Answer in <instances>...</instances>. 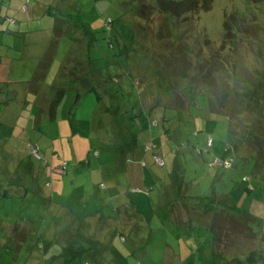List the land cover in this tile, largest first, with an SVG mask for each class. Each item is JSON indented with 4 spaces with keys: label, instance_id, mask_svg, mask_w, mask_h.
Instances as JSON below:
<instances>
[{
    "label": "rangeland",
    "instance_id": "1",
    "mask_svg": "<svg viewBox=\"0 0 264 264\" xmlns=\"http://www.w3.org/2000/svg\"><path fill=\"white\" fill-rule=\"evenodd\" d=\"M0 1L1 24L4 29L10 26L11 18L18 21V26L23 24L27 20V13L23 9H31L33 6L34 29L52 27L53 30L49 34L52 41L55 25L62 28V34L57 35L61 37L60 42L58 41L53 47L50 44L47 51L48 54L51 53L50 55L56 51L57 55L53 57L59 62L62 61L64 66L59 75L53 70H49L51 73L46 71L38 73V77L47 73L46 78L42 80L43 89L40 93L42 98L45 94L44 88L46 90L54 83L60 84L59 87L65 89L61 102L55 108L57 121L34 127L33 141L40 138L39 140L44 144V151L35 144L38 147V155L29 149L27 153L29 157L23 156L24 160L28 159L39 170L40 185L47 183L48 187L43 189L46 197L51 194L58 203L66 202L73 207L77 206L82 217L88 216L89 213L93 215L100 209L99 201L95 199L93 204L87 205L88 200H86V205H83L84 192L89 188L94 191L96 186L97 194L99 193L101 197L105 196L111 181L107 178L103 181L99 180L95 185L92 182L91 185H86L87 189L84 190L81 184H84L83 178L88 180L89 174L84 175L82 167L104 165L103 153H110L114 148L109 139L103 140L107 136L110 137L107 128L113 125L103 128L100 123L102 119L104 124L107 121L106 117L103 118V109L110 107L107 106L109 102H115L111 97L113 95L121 105V109L115 108V111L121 114L127 113V116L135 109L137 113L143 108L145 111L155 107L165 110L169 121L161 122V125L165 126L163 134L167 139L164 145L173 155L175 151L183 150L181 140H189V145L198 143L204 153L208 151L217 158L223 157L228 148L234 146L233 151L238 155L233 160L235 169L225 173L227 175L225 178L231 177L232 183L228 180H224V183L210 181L212 180V177L208 178L210 169L208 170L205 165H197L189 157L186 158L189 170L182 169V172L181 169H175V175L179 178L183 174L189 177L190 171H193L195 179L200 181L199 187L195 186L197 188L195 194L201 193L200 196L210 194L211 198L214 194L217 196L227 194L232 197L231 200L239 211L252 213L257 219V223L244 216L235 219L226 211L228 218L220 220L221 227L217 225L223 228L217 236H224H221L223 242L219 239L218 241L222 242L223 245L219 249L224 255L226 254V257L238 255L245 259L246 255L252 252L255 256L260 245V249L264 250V242L262 244L260 242V239L264 241V2L212 0V9L205 12L202 9L205 0H199L200 4L198 0H183L186 2L185 7L194 8L192 7L193 9L184 15L177 16L170 11L169 4L181 0ZM49 6L53 10L52 16L39 12L40 9L49 11ZM229 16L235 19L232 31L225 28ZM6 18L9 19L4 23ZM82 24L89 27V33L95 39L91 49L92 61L87 51L91 40L83 32ZM14 29L15 26H10V30ZM10 30L5 31L10 32ZM21 33H24V30ZM134 35L136 39L129 50L131 68V78H129V75H124L127 71L128 53L119 43L124 42L125 46L129 47ZM11 38V33L0 32V42L4 48L10 46L8 42ZM16 40L22 42L24 38L19 35L16 36ZM18 41L12 46L11 53L15 55L14 59L18 60L14 63H19L20 66L13 68L15 79L12 81L19 80L17 75L21 72L29 74L30 64L33 61L28 58V51L25 55L22 54L23 43L19 44ZM4 61L6 64L12 63L11 56H6ZM51 65L50 62L49 68ZM22 66L27 67L28 71H21ZM184 68L187 74L182 75ZM112 71L118 75L115 80L103 75ZM26 80L32 85L8 84L1 97L13 87L16 91L15 96L6 94L3 99L14 97L13 102H16L14 105L18 107L17 115L22 111L24 114L30 112L34 107L33 117L44 116L37 113L40 108L37 106L32 75L29 74ZM109 81H112L109 90L104 92ZM35 90L38 91L39 88L36 87ZM21 92L28 94V105L20 100ZM78 94L80 99L75 103ZM139 96L143 97L144 103ZM211 104L219 108V112L211 109ZM29 105L31 108H26ZM136 106L137 108H134ZM24 114L22 117H25ZM153 116L157 117L158 114ZM184 119L190 120V123L183 124ZM113 121L115 120L111 119V122ZM138 122L139 120L136 119L131 120L128 127L132 128L133 124ZM59 128L62 133L59 132ZM117 133L121 134L119 131ZM208 139H212V145H208ZM160 147L162 149L161 145ZM95 150L101 151L102 158L99 161H104L100 164L96 162L98 159L96 160ZM187 152L190 153V149ZM256 160L260 165L257 168ZM157 166L158 169L161 168ZM173 169L174 166L172 171ZM148 173L158 176L167 175L168 171L161 168L159 173L156 170ZM58 182L60 189L56 187ZM99 182L104 183L106 191L99 189ZM135 185L130 181L127 187ZM142 193L145 194V191L143 190ZM129 197L133 201L134 193H129ZM147 199L150 205L141 207V211L149 234L139 236L140 252L135 254L131 251L134 248L132 246L129 253L123 251L120 254L127 255V259L118 258L116 261L118 264H240L239 261L245 264L240 258L238 261L222 256L214 245L216 244L214 234L207 236V229H204L206 232L204 233L200 228L196 229L195 225L190 229L184 228L163 216L157 217L160 213L157 211L153 195L151 194ZM38 201L40 199H36V202ZM16 204L19 207L17 201ZM84 208L86 210H83ZM203 210L200 209V213H195L194 218L209 224L212 221L206 214L208 209ZM38 212L35 211L36 216ZM45 212V215L40 214L45 225L59 229L54 226L56 223L54 224L50 218V212L48 210ZM249 223L255 224L253 230L257 236L248 229ZM84 230H88V225L82 227L83 232ZM227 232L230 233L227 235ZM109 239L103 234H96L94 236L96 249L102 251L105 241ZM34 245L36 246L35 243ZM165 250L167 252H164ZM205 252L209 253L206 258ZM101 256L102 253L93 254L94 262L100 264ZM40 259L42 260L41 256ZM260 260L256 264H264V260ZM88 263L93 264L92 260ZM111 264L116 263L111 261Z\"/></svg>",
    "mask_w": 264,
    "mask_h": 264
},
{
    "label": "crops",
    "instance_id": "2",
    "mask_svg": "<svg viewBox=\"0 0 264 264\" xmlns=\"http://www.w3.org/2000/svg\"><path fill=\"white\" fill-rule=\"evenodd\" d=\"M1 8L2 6L0 5V12ZM23 10L27 13V20L23 24L18 26V21L14 18L10 19L9 25L15 26L16 29L14 30H10V26L4 29L0 16V32L11 33L12 35L10 42H8L10 46L4 48L0 42V88L5 83H29L26 77L29 74L32 75V79L35 77L50 47L51 36L49 34L53 30L52 27H46L42 30L34 29L32 27L35 16L34 6L31 9L24 8ZM39 12L44 14L41 9ZM8 19L6 18L4 23ZM5 30H10V32ZM22 30H24V33H21ZM19 35L24 38L22 42L16 40V36ZM15 41H18L19 44L23 43L22 54L25 55L28 51V58L33 61L30 64L31 72L29 74L17 73L19 80L12 81L15 79L13 68L20 66L19 63H14L18 60L14 59L13 56L15 55L11 53ZM9 55L12 63L6 64L4 60ZM56 55L55 51V57ZM55 57H53L52 65L47 72L51 73L49 70H53L56 71V75H59L64 63L57 61ZM21 71H28V69L22 66ZM111 82L109 81V85L104 92L107 89L109 90ZM42 86L43 83L40 81L37 85L39 90L34 89L40 114L44 115L40 117L32 116V114L34 115V109H32L34 107L31 108L30 105L26 107L31 108L30 112L24 114L22 111L21 114L18 113L17 115L18 107L14 105L16 102H5L7 99H3V97L6 94L2 97L0 94V264H87L90 260H92L93 264H98L96 261L94 262L95 258L92 257L96 252L97 254L102 253L100 264H111V261H115L118 264L116 262L118 258L127 259V255L122 254L121 256L120 254L123 251V253H129L128 251L131 250L132 246L134 248L131 251L135 254L140 252L138 238L140 235L149 234V230H147V226L144 223L141 207L144 208L146 205L149 207L148 204L150 205V203H148L147 198L151 194L154 197V201H156L157 211L160 213L157 214V217L161 218L163 216L173 221L175 215L179 217L178 226L190 229L195 225L196 229L200 228L204 233L207 232V236L213 235L209 229V224L200 219H195L194 215L195 213H200V209H204L203 211L210 209V201L214 202L212 206L216 208V212L222 213L224 216H228L226 211L233 218L243 215V212L239 211L232 202V197L227 194L222 196L214 194L212 198L209 196L210 194L207 196H200L201 193L195 194L200 181L195 179L193 171H190L191 175H188L189 177L183 174L179 178L175 175V169H181V171L182 169L189 170V163L186 159L189 157L197 165H205L208 170L210 169V174L208 172L210 175L208 178L212 177L210 181L224 183V180H228L229 183H232V178L228 177L226 179L225 176L227 175L225 173H230L231 170L235 169L233 168L234 164L230 169H225L222 165L223 162L232 159L231 156L233 155H230L232 153L230 147L221 158H217L213 154L210 155L208 151L205 153L209 155L204 153L205 155L203 154L202 158L199 156V152L203 151L198 143L189 145V140H181V148L183 150H177L175 155H173L169 149H165L164 142L167 140L163 134L165 126L164 124L161 125V122L169 121L166 116L167 112L155 107L150 110L151 112L149 110L145 111L143 108L140 113H137L135 109L129 116H127V113H117L115 108L121 109V105L113 95L111 97L115 102H109L107 106L110 107L103 109V118L106 117L107 121L104 124L102 119L100 123L103 128L104 126H110V124L113 125L107 128L110 137L107 136L103 140L109 139L115 149L113 148L110 153H103L105 158L104 165H86L88 168L82 167L83 174H89L88 180L83 178L82 182L84 184H81L84 186V190L87 189L85 186L91 185L92 182L95 185L99 180L103 181L107 178L111 181L107 191L103 182L98 183L100 190L105 189V196L101 197L99 193L97 194L96 186H94L96 188L94 191L89 188L84 192L83 205H86V200H88L87 205L93 204L95 199L99 201L100 209L93 215L89 213L88 216L82 217L77 206L73 207V205H69L66 202L58 203L51 194L46 197L43 189L48 187L47 183L41 186L38 180L39 170L28 159H23L24 155L27 158L28 150H32L31 148L36 146L35 144L43 150L44 144L41 143L40 138L33 141L34 133L32 130H34V127L43 123H55L57 121L56 112L54 119L49 117L51 115L50 101L46 97L47 92L52 90L53 85L48 86L46 90L44 88L43 93L45 94L43 98L40 94L42 93ZM28 98L27 93L21 92L20 100L27 105L29 104ZM134 108H137V106ZM23 114L25 117H22ZM154 114H158V116L155 117L153 116ZM111 119L115 121L111 122ZM135 119L139 120L138 124L134 123L132 128L128 127L131 124V120ZM142 119L143 121L146 120L144 124H142ZM115 122H117L116 125ZM182 122L183 124L190 123V120L184 119ZM58 130L62 133L61 128ZM118 131L121 134H118ZM197 136L199 135L197 134ZM23 140L25 142H22ZM188 149H190L191 154L187 152ZM94 153H96V160L98 159L96 162L102 163L104 160L99 161L102 158L101 151L95 150ZM184 154L186 155L184 156ZM154 157L160 158L165 163L163 169H167V175L160 173L161 175L154 176L155 174L151 173L152 176L148 173L151 170H156L159 173L161 169L157 168L158 164L155 163ZM235 157H238V155L235 154L233 160ZM178 164L180 166H177ZM173 166L174 169L172 171ZM204 173H206V170H204ZM130 181L136 185L127 187ZM101 185H103L102 188ZM56 187L60 189L59 182ZM134 189L140 190L141 193L144 190L145 194H141L140 191L134 192ZM131 192L134 193L133 201L129 197ZM209 198L211 199L209 200ZM36 199H40V201L36 202ZM16 201L20 204L19 207ZM36 210L39 211L38 216L35 215ZM45 210L50 212V218H52L54 224L56 223L54 226L56 228L59 227V229L45 225V221L42 220L40 215H45ZM65 210L68 211L66 212ZM83 210L86 209L84 208ZM251 216H253L252 213ZM85 224L86 226L88 225V230L83 232L82 227ZM204 229H207V231L205 232ZM96 234H103L105 237L110 238L109 241H105L102 251L100 249L97 250L95 247L94 236ZM36 239L38 241H35ZM164 252H167V250ZM110 255L112 258H110ZM208 256L209 253L205 252V258Z\"/></svg>",
    "mask_w": 264,
    "mask_h": 264
},
{
    "label": "trees",
    "instance_id": "3",
    "mask_svg": "<svg viewBox=\"0 0 264 264\" xmlns=\"http://www.w3.org/2000/svg\"><path fill=\"white\" fill-rule=\"evenodd\" d=\"M253 1H257V3H259L258 2V0H253ZM199 4H200V2H199V0L197 1ZM197 2H195V5H197ZM260 2H264V0H261ZM251 4H252V2H251ZM168 5V4H167ZM169 5H171V8H170V11H173L175 14H177V16H181V15H184V14H186L187 12H190L194 7L193 6H187V7H185V5H186V2H183V0H181V1H178V2H175V1H173V2H171ZM203 6H202V9L205 11V12H208V11H210L211 9H212V0H205V2H203V4H202ZM193 7V8H192ZM195 8H196V6H195ZM198 8V7H197ZM48 10L49 11H44V14H49L50 16H52V14H53V10H52V8H48ZM235 19L233 18V17H230L229 16V18L226 20V22H225V28H229V30H231L232 31V29H233V27L235 26ZM57 23V22H56ZM82 26H83V32L90 38V40H91V42L89 43V47L87 48L88 50V54H89V59H90V61H92V52H91V49H92V47H93V44H94V37H93V35L91 34V33H89V27H87V26H84L83 24H82ZM55 33H53V40L51 41V43L50 44H52V47L53 46H55L56 44H57V42L59 41V39L61 38V37H57V35L59 36V35H61L62 34V28H59V26L56 24L55 25ZM54 34L56 35V37H54ZM135 39H136V37H135V35H134V38H133V40H132V42L129 44V47L128 46H125V43L123 42V43H119L120 44V46H121V48H124V49H126L127 50V53H128V58H127V68H126V70L127 71H125L124 73V75H129V78H131V76H130V66H129V63H130V57H129V50L133 47V45H134V41H135ZM55 50V49H54ZM49 52V51H48ZM48 52L45 54V56H44V58H43V60H42V62H41V64H40V66H39V68H38V71H37V73H36V75H35V77L32 79V82L34 83V89H36V87H37V85H38V83H40V81H42V80H44L45 78H46V75H47V71H48V69H49V63L51 62L52 63V61H53V56L55 55V52H54V54L53 55H50V54H48ZM123 53V52H122ZM172 61H174V60H172ZM185 62L186 63H188V64H190L189 62H188V60L186 61L185 60ZM92 63V62H91ZM126 63V62H125ZM128 66H129V69H128ZM44 71H46L44 74H42L41 76H39L38 77V73L39 72H44ZM94 71V70H93ZM103 73V72H102ZM183 74H187V71H186V69L184 68L183 69V71H182V75ZM103 75L104 76H106L107 78H109V79H111V78H113L114 80L115 79H117L118 77V75H115V73L112 71V72H109V73H103ZM61 76V75H60ZM185 76V75H184ZM186 79V78H185ZM186 80H188V79H186ZM65 82H66V80H65ZM70 82H72V81H70ZM29 83H30V81H29ZM31 84V83H30ZM133 84V83H132ZM7 85H8V83H5L4 84V86H2L1 88H0V94L3 92V90L4 89H6L7 88ZM32 85V84H31ZM134 86H136L135 84H133ZM59 86H61L60 84L59 85H57V83H55L52 87V90H50L49 92H47V94L48 95H46V97H47V99H49L48 101H50L49 102V108H50V118L51 119H54V117H55V112H56V107L58 106V104L61 102V100H62V98H63V95H64V93H65V89L64 88H60ZM63 86V85H62ZM83 91H87L86 89H83ZM8 96H15V94H16V91L13 89V87H11L10 88V90H8V92L6 93ZM10 97V98H11ZM10 98H8L5 102H13L14 101V97L12 98V99H10ZM79 99H80V95L78 94L77 96H76V100H75V103H77L78 101H79ZM99 100H100V98H99ZM4 102V103H5ZM211 103H212V100H211ZM222 103V102H221ZM222 105H223V103H222ZM221 106V105H220ZM223 107H225V106H223ZM214 109L216 112H219V108H216V106L214 107V104H213V106H212V104H211V109ZM37 113H39V115H40V111L39 112H37ZM38 117H40V116H38ZM146 122V120L145 121H143V119H142V124H144ZM230 133V132H229ZM232 145V144H231ZM231 147V146H230ZM233 145H232V147L230 148L232 151V153L230 154V155H233V153H234V156H235V152L233 151L234 149H233ZM232 157V159H233V156H231ZM258 166H260L259 165V163L257 162V160H256V168L258 167ZM210 203V209H208L207 211H206V214L207 215H209V219H211V221L212 222H209V229L211 230V232L214 234V236H215V242H216V244H215V247L217 248V250H219V252L222 254V256H224V257H226V254L224 255V253H222L221 251H220V247L223 245L222 244V242H223V238L222 237H224V236H222V235H220V236H217V233L218 232H220V230L221 229H223V228H219V227H221L222 225L221 224H219V223H221V221L220 220H223L224 218H228V216H224L223 214H221V213H218V212H216V210L214 211V208L215 207H213L212 205L214 204V202H212V201H210L209 202ZM243 216L244 217H246V218H248V219H252V220H257L256 218H254L253 216H251V214H247V213H243V215H242V218H243ZM174 219H173V222L174 223H177L178 224V218L179 217H176L175 215H174V217H173ZM234 221V220H233ZM235 221H238V220H235ZM246 222H248V221H246ZM252 222V221H251ZM179 223H181V222H179ZM254 223V222H253ZM256 223H257V221H256ZM217 225H219V227H217ZM255 225V224H254ZM252 223H249L248 224V229L250 230V231H254L253 230V226H254ZM237 226H235V228H236ZM230 232H227V235L229 234ZM222 236V237H221ZM218 239L219 240H221V241H218ZM260 242H261V244L264 242L262 239H260ZM263 246H264V244H263ZM224 247V246H223ZM261 247V246H260ZM260 247L258 248V254H255V256L253 255V252L252 253H248L246 256L247 257H245V259H243L242 257H240V256H238V255H233L231 258H228V257H226L227 259H236V260H238V258H240V260H241V258H242V261H244L245 262V264H256V263H258V262H260L261 260L260 259H263L264 260V250H260ZM239 261V260H238ZM239 263L240 264H243L241 261H239Z\"/></svg>",
    "mask_w": 264,
    "mask_h": 264
},
{
    "label": "built area",
    "instance_id": "4",
    "mask_svg": "<svg viewBox=\"0 0 264 264\" xmlns=\"http://www.w3.org/2000/svg\"><path fill=\"white\" fill-rule=\"evenodd\" d=\"M208 144H209V145H212V144H213V141L210 139V140L208 141ZM31 149H32V152H34V154L38 155V149H37V146H32ZM203 154H204V152H199V156H200V157H202ZM154 161H155V163L158 164L161 168H163L164 165H165V163H164L160 158H158V157H154ZM222 165H223V167H224L225 169H230V168H232V166H233V159H230V161H227V162H226V161L223 162ZM139 191H140V190H138V189H134V192H139Z\"/></svg>",
    "mask_w": 264,
    "mask_h": 264
}]
</instances>
